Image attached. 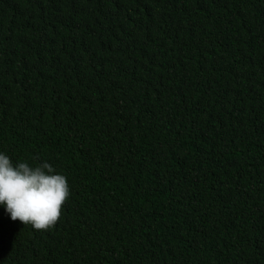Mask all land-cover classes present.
<instances>
[{
  "label": "trees",
  "instance_id": "obj_1",
  "mask_svg": "<svg viewBox=\"0 0 264 264\" xmlns=\"http://www.w3.org/2000/svg\"><path fill=\"white\" fill-rule=\"evenodd\" d=\"M0 154L69 187L0 264H264V0H0Z\"/></svg>",
  "mask_w": 264,
  "mask_h": 264
},
{
  "label": "clouds",
  "instance_id": "obj_2",
  "mask_svg": "<svg viewBox=\"0 0 264 264\" xmlns=\"http://www.w3.org/2000/svg\"><path fill=\"white\" fill-rule=\"evenodd\" d=\"M69 197L68 181L45 162L35 168L27 163L14 165L0 154V205L13 222L47 230L56 225Z\"/></svg>",
  "mask_w": 264,
  "mask_h": 264
}]
</instances>
